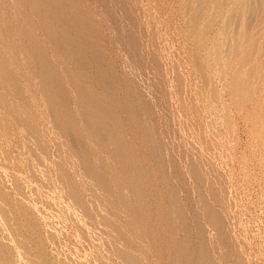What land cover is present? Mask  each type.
Listing matches in <instances>:
<instances>
[{
	"label": "rangeland",
	"instance_id": "1",
	"mask_svg": "<svg viewBox=\"0 0 264 264\" xmlns=\"http://www.w3.org/2000/svg\"><path fill=\"white\" fill-rule=\"evenodd\" d=\"M122 1L112 0L111 6L127 29ZM130 1L143 26L138 50L151 53L140 63L155 65L153 70L129 58L126 39L88 0L104 31L102 65L119 85L142 94L144 105L136 112H146L153 135L130 132L124 93L113 107L120 121L96 117L95 123L120 141L116 161L140 164L159 151L180 160L188 147L201 153L203 171L221 189L232 241L229 247L207 229L208 253L222 264H264V0ZM7 12L14 17L9 6ZM46 50L51 56L49 43ZM4 59L0 49V264H127L123 253H115L119 240L108 236L105 225L106 217L115 216L95 201L119 203L118 179L102 165L90 168L86 155L75 156L102 142L86 125L93 114L64 102L78 127L79 145L44 119L35 132L25 121L15 122ZM72 78L102 93L99 85ZM151 259L163 264L166 256Z\"/></svg>",
	"mask_w": 264,
	"mask_h": 264
},
{
	"label": "bare ground",
	"instance_id": "2",
	"mask_svg": "<svg viewBox=\"0 0 264 264\" xmlns=\"http://www.w3.org/2000/svg\"><path fill=\"white\" fill-rule=\"evenodd\" d=\"M93 1L111 19L119 37L126 39L129 58L135 60L140 69L153 70L155 65L140 63L151 53L144 55L145 50H138L143 26L136 19L131 1L123 0L119 5L130 22L127 29L119 23L112 0ZM7 6L14 17L7 12ZM0 30L3 31L0 37V49L5 58L3 69L13 86L11 112L15 122L25 121L35 132L39 121L44 119L43 123L55 127L51 126L52 130L58 129L79 145L78 127L64 108V102L70 101L80 112L93 114L87 118L86 125L102 142L95 150L87 147L75 156L86 155L90 168L102 165L109 170V177L118 179L119 188L114 196L121 199L119 203L112 199L95 200L115 216L105 218L108 233L111 232L108 235L106 231L107 235L119 240L115 250L112 246L115 253H123L127 264H151V255L159 258L165 255L163 264H222L206 249V230H213L215 238H225L231 247L227 210L220 187L203 171L201 153L187 146V156L180 160L159 151L140 164L116 161L121 157L120 141L115 142L110 133L104 135L101 125L95 123L96 117H105L113 123L120 121L113 107L124 93L126 114L132 120L130 132L140 129L153 135L154 131L146 112H136V108L144 105L142 94L131 93L129 86L119 85L103 67L102 61L106 59L104 31L88 0L0 2ZM145 31L150 32L149 26ZM47 43L51 45V56L45 54ZM72 76L99 85L102 93L84 88V84ZM23 93L28 95L27 99L22 98ZM180 165L184 166L190 186L180 175ZM92 179L98 181L106 176H92ZM167 253L173 257L171 262ZM237 262L235 260V264Z\"/></svg>",
	"mask_w": 264,
	"mask_h": 264
}]
</instances>
